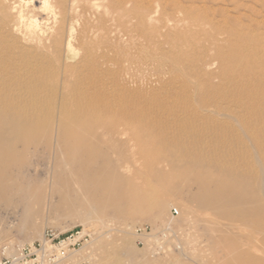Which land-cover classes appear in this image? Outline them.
<instances>
[{
    "label": "rangeland",
    "instance_id": "1",
    "mask_svg": "<svg viewBox=\"0 0 264 264\" xmlns=\"http://www.w3.org/2000/svg\"><path fill=\"white\" fill-rule=\"evenodd\" d=\"M82 1L88 7L84 8L71 39L74 45L78 44L82 38L80 29L86 21L97 35L90 36L86 49H79L80 56H87L103 67L92 71L82 62L70 79L82 78L75 86L79 85L84 91L94 90L101 102L112 105L109 110L121 127H148L152 133L148 144L154 143L157 154L163 159L229 160L239 150L249 154L244 142L252 143V147L264 143V130L255 121L256 116L246 112L252 103H263L249 100L238 107L228 104L226 97L243 98L251 93L249 88L232 83L229 80L232 72L225 70L228 74L225 73L221 65L226 61L229 68H235L238 65L233 59L235 53L264 47V0ZM149 11H154L152 22L147 18ZM117 35L119 38H115ZM159 48L167 55L156 54ZM148 53L158 56L157 68L148 60ZM75 59L73 64L78 57ZM202 59L210 61L208 68L201 67ZM237 76H230L231 80H237ZM184 80L187 85L183 84ZM195 80L203 82L202 86H194ZM250 87L254 92L261 91L255 88L257 86ZM63 91L58 89L53 95L61 99ZM206 100L209 102L204 109L219 105L223 112L238 116H216L206 110L202 112L205 116L202 121L191 116L193 107ZM184 126H192L193 130L182 131ZM229 131L237 138L225 137ZM245 133L250 135L249 141ZM118 138L125 142L122 152L129 154L135 142L127 131ZM24 139L15 143L17 153L24 169L43 178V188L30 205L28 217L20 206H6L0 211V247L10 241L19 244L37 241L40 233L44 234L46 230L64 235L86 227L93 234L96 229L107 230L110 237L90 240L76 248L80 251L75 264H264V253L257 250V241L233 243L234 233L240 232L259 240L262 237L260 229L251 225L229 229L225 227L227 220L209 218L193 204L187 207L185 190L180 184L181 195L178 196L179 192L175 191L157 192V182L145 176L137 178L139 183L150 185L147 206L158 202L169 205L160 219L122 220L119 215L112 214L111 208L105 211L103 225L95 218L85 219L80 212L89 209L90 203L80 201L82 192L75 191L76 198L64 200L46 178L51 170V155L42 154L41 148L38 149L40 146H27V141L33 138ZM2 148L9 151L10 142H3ZM65 157L61 155L62 164L65 172H69L73 167ZM112 157L117 158L116 154ZM242 157L237 158L241 167L256 170L258 163L255 160L248 165ZM133 159H137L136 164L141 162L138 156ZM69 207L72 209L68 210ZM168 223L170 230L164 236L162 232ZM138 226L146 227L149 235L137 234L135 228ZM120 227L123 230H119ZM157 244H161L162 249ZM89 256L90 260L87 259ZM250 258L255 263H242L243 259ZM66 262L71 261L64 260L59 264Z\"/></svg>",
    "mask_w": 264,
    "mask_h": 264
},
{
    "label": "bare ground",
    "instance_id": "2",
    "mask_svg": "<svg viewBox=\"0 0 264 264\" xmlns=\"http://www.w3.org/2000/svg\"><path fill=\"white\" fill-rule=\"evenodd\" d=\"M87 7L82 0H0V211L6 206H20L28 217L30 205L37 200V194L43 188V178L24 169L15 146L18 140L29 137L33 139L27 141V146H40L38 149L41 148L42 154L51 155V170L46 178L51 180L52 188L67 201L75 197V191L82 192L80 201L90 203L89 209L80 212L85 219L95 218L103 225L107 208L122 220L160 219L168 204L146 205L150 185L137 181L138 177L145 176L157 182L156 191L159 193L175 191L180 196V184L185 190L187 207L193 204L209 218L227 220L226 228L251 225L260 229L262 237L259 240L240 232L234 233L233 243L257 241V250L264 253V143L259 142L252 147V143L244 142L249 154L239 150L229 160L213 161L198 157L189 161L163 159L157 154L154 143L148 144L152 137L148 127H121L109 110L112 105L101 102L94 90L84 91L79 85L75 86L82 82V78L70 79L82 62L92 71L103 67L87 56H80L79 49H86L90 36L97 35V31L89 29L86 21L80 29L82 38L78 44L74 45L71 39ZM153 12H147L151 22ZM156 50V54L167 55L163 49ZM77 57L78 61L73 64ZM233 57L238 65L229 68L226 61H222L223 71L232 72L230 76L239 75L237 80L232 81L230 76L229 80L249 88L251 94L245 98L225 99L233 107L243 106L249 100L263 103H252L246 112L256 116L255 121L264 130V47H251L245 52L235 53ZM148 60L158 67V56L154 53H148ZM210 64L209 60H201V67L208 68ZM183 84L187 85V82L184 80ZM193 84L201 87L203 82L195 80ZM251 85L261 91L254 92ZM58 89L64 90L61 99L53 95ZM208 102L194 106L190 115L201 121L205 117L202 114L204 110L227 118L238 116L223 112L219 105L204 109ZM186 129L193 130L192 126L181 128L182 131ZM125 131L135 142L129 154L122 152L125 142L118 138ZM226 135L237 138L232 131ZM246 138L249 141L250 135ZM3 142H10L9 151L3 150ZM112 154L117 158L113 159ZM61 155H65L64 159L73 167L69 172H65ZM240 155L247 164L255 160L258 163L256 170L241 167L237 159ZM134 156L141 159L139 164L135 163L137 159L134 160ZM169 230L168 223L163 235ZM94 234L92 232L91 242L110 237L108 231L102 229H96ZM5 244L13 247L16 243L10 241ZM157 245L162 249L161 244ZM79 251H71L59 263L70 260L64 264H75ZM87 259L90 260V256ZM247 262L255 263V260L242 261Z\"/></svg>",
    "mask_w": 264,
    "mask_h": 264
},
{
    "label": "built area",
    "instance_id": "3",
    "mask_svg": "<svg viewBox=\"0 0 264 264\" xmlns=\"http://www.w3.org/2000/svg\"><path fill=\"white\" fill-rule=\"evenodd\" d=\"M174 213L177 211L174 209ZM135 232L141 236L149 235L146 227L138 226ZM92 231L86 227L61 235L54 230H46L40 240L0 247V264H57L68 254L87 243Z\"/></svg>",
    "mask_w": 264,
    "mask_h": 264
}]
</instances>
